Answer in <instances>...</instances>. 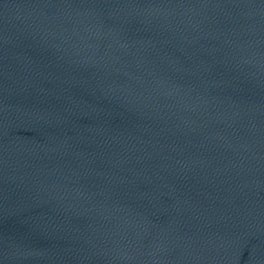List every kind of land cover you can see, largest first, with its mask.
I'll use <instances>...</instances> for the list:
<instances>
[{
    "label": "water",
    "instance_id": "obj_1",
    "mask_svg": "<svg viewBox=\"0 0 264 264\" xmlns=\"http://www.w3.org/2000/svg\"><path fill=\"white\" fill-rule=\"evenodd\" d=\"M0 264H264V0H0Z\"/></svg>",
    "mask_w": 264,
    "mask_h": 264
}]
</instances>
